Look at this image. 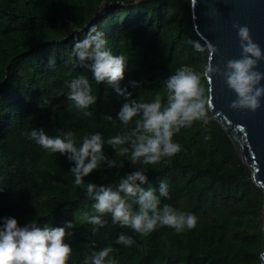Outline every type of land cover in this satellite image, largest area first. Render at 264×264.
Here are the masks:
<instances>
[{
    "label": "trees",
    "instance_id": "obj_1",
    "mask_svg": "<svg viewBox=\"0 0 264 264\" xmlns=\"http://www.w3.org/2000/svg\"><path fill=\"white\" fill-rule=\"evenodd\" d=\"M93 24L114 54L126 56L119 86L131 98L164 96V79L177 67L188 64L199 73L207 63V52L192 46V41H204L193 29L190 0H0V216L16 217L19 226L72 221L63 238L72 249L67 264H83L85 256L108 244L118 264H259L264 194L210 112L207 125L195 121L174 135L182 151L156 164L134 165L105 144L106 155L118 166L109 169L102 163L81 185L74 183L73 162L66 155L50 153L25 135L43 128L48 135L72 131L78 140L100 131L106 139L135 127V117L125 125L116 115L126 98L107 82L97 83L71 54ZM77 75L89 79L97 97L87 113L66 96L65 81ZM130 80L139 85L131 86ZM201 85L208 96L205 77ZM136 167L147 169L153 186L167 179L170 198L162 197V203L194 212L199 218L194 228L177 233L160 226L144 235L113 224L110 213L103 214V226L82 219L84 212L94 214L93 198L84 190L88 182L116 184ZM120 232L134 235L136 244H115Z\"/></svg>",
    "mask_w": 264,
    "mask_h": 264
},
{
    "label": "clouds",
    "instance_id": "obj_2",
    "mask_svg": "<svg viewBox=\"0 0 264 264\" xmlns=\"http://www.w3.org/2000/svg\"><path fill=\"white\" fill-rule=\"evenodd\" d=\"M128 2L109 0V3L118 4ZM131 3L139 4V0H131ZM233 27L240 39V58L227 60L223 70L218 65L206 63L199 73L192 66L181 64L164 79V96L157 94L150 100H141L131 98L132 93L119 86L127 65L126 56L114 54L106 46L104 32L95 24L89 26L85 36L73 44L71 54L90 70L97 83L107 82L126 98L116 115L125 125L135 117V127L130 132H118L106 139L100 131L86 133L78 140L72 131L48 135L43 128H32L25 135L50 153L66 155L73 162L70 170L76 185H81L83 177L102 163L106 162L109 169L118 166L117 159L106 155L105 144L118 155L129 156L134 165L138 161L156 164L165 157L174 156L183 150V145L173 138L181 128H190L195 121L203 125L209 123L208 98L201 85L202 77L222 74L228 88L235 93V99L229 105L233 109L255 111L261 105L264 72L258 70L257 64L264 58V52L251 38L247 25L234 23ZM192 46L200 52L215 51L207 41L203 44L192 41ZM65 83L67 99L76 109L87 113L97 99L89 79L85 75H77ZM129 84L137 87L139 82L130 80ZM46 103L47 100L41 106ZM104 119L111 121L112 116L105 115ZM204 139L210 137L205 135ZM84 190L93 198L91 209L94 214L84 212L82 219L94 225L103 226L107 223L103 214L110 213L113 224L128 226L134 233L147 235L160 226H169L180 233L184 228H194L199 219L192 211H181L171 203H162V197L170 198L167 179H159L158 186H153L148 181L147 169L143 167L126 171L116 184L88 182ZM72 226V221H65L63 226H39L34 221L19 226L16 217L0 216V264H67L72 249L63 238L65 229ZM115 244L131 247L136 244V239L134 235L120 232L115 237ZM113 252L112 244L105 245L90 257L85 256L83 264H118V260L110 255ZM260 258L264 260V253Z\"/></svg>",
    "mask_w": 264,
    "mask_h": 264
},
{
    "label": "water",
    "instance_id": "obj_3",
    "mask_svg": "<svg viewBox=\"0 0 264 264\" xmlns=\"http://www.w3.org/2000/svg\"><path fill=\"white\" fill-rule=\"evenodd\" d=\"M190 1L194 31L204 42L215 47L214 52H207V63L218 65L223 70L227 60L240 58L242 50L234 23L247 25L251 38L264 52V0ZM257 68L264 72V58L258 61ZM205 78L211 116L225 130L240 158L250 168L252 180L264 194V97L255 111L233 109L229 105L235 99V93L228 88L222 74ZM261 83L264 84V80ZM261 217L260 257L264 253V201ZM259 264H264V260L260 258Z\"/></svg>",
    "mask_w": 264,
    "mask_h": 264
},
{
    "label": "bare ground",
    "instance_id": "obj_4",
    "mask_svg": "<svg viewBox=\"0 0 264 264\" xmlns=\"http://www.w3.org/2000/svg\"><path fill=\"white\" fill-rule=\"evenodd\" d=\"M84 243V242H83ZM82 245V244H81ZM83 246V245H82Z\"/></svg>",
    "mask_w": 264,
    "mask_h": 264
}]
</instances>
